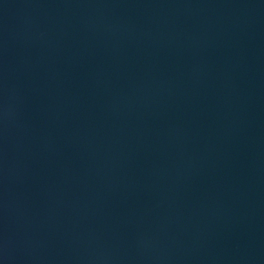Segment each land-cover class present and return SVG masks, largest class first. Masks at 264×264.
Returning <instances> with one entry per match:
<instances>
[{
    "label": "water",
    "instance_id": "1",
    "mask_svg": "<svg viewBox=\"0 0 264 264\" xmlns=\"http://www.w3.org/2000/svg\"><path fill=\"white\" fill-rule=\"evenodd\" d=\"M0 264H264V0H0Z\"/></svg>",
    "mask_w": 264,
    "mask_h": 264
}]
</instances>
